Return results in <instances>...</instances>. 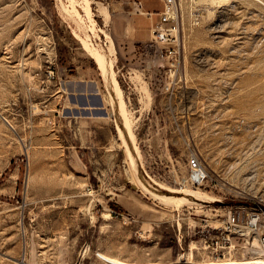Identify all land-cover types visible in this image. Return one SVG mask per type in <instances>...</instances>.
Listing matches in <instances>:
<instances>
[{
  "label": "rangeland",
  "instance_id": "1",
  "mask_svg": "<svg viewBox=\"0 0 264 264\" xmlns=\"http://www.w3.org/2000/svg\"><path fill=\"white\" fill-rule=\"evenodd\" d=\"M111 1L0 0V264L264 259L223 232L233 208L264 211V0H180L169 55L162 0H139L144 41L136 0ZM194 155L202 187L186 183Z\"/></svg>",
  "mask_w": 264,
  "mask_h": 264
},
{
  "label": "built area",
  "instance_id": "2",
  "mask_svg": "<svg viewBox=\"0 0 264 264\" xmlns=\"http://www.w3.org/2000/svg\"><path fill=\"white\" fill-rule=\"evenodd\" d=\"M163 10L158 12L159 21L156 24L153 35L155 40H160L171 46L165 49V54L176 53L175 47L179 49V34L181 31V4L180 0H162ZM132 11L138 15L153 16L154 13L144 11L143 3L139 0L130 3ZM198 22V20H196ZM174 44V45H173ZM173 51V52H172ZM161 54L164 56L163 50ZM189 177L186 183L193 187H202L208 181L206 167L198 156L194 155L188 160ZM223 232L226 239L238 236L240 240L248 244L249 249L258 248L259 253L264 256V211L245 206L235 207L229 211ZM257 242V246L254 243Z\"/></svg>",
  "mask_w": 264,
  "mask_h": 264
},
{
  "label": "bare ground",
  "instance_id": "3",
  "mask_svg": "<svg viewBox=\"0 0 264 264\" xmlns=\"http://www.w3.org/2000/svg\"><path fill=\"white\" fill-rule=\"evenodd\" d=\"M87 1L88 0H86V2ZM211 1L213 3L214 2L215 3L216 2L222 3V2H229L230 0H211ZM86 9H87L88 14L91 15L90 7H89V4L88 3H87V6H86ZM100 10H101L100 13H102V16H105L106 18H108L110 16L109 13H108V11L106 10V8L104 9V7L103 8L101 7ZM109 54L111 56H114L116 54V49H115L114 43L112 41H111L110 53ZM99 62H100L99 65L103 69H106L104 61L102 59H100ZM106 72H107V70H106ZM115 90H116V96L118 98V104H119V107H120L121 114L125 118V122H126L125 123V126H126L127 135L130 138V140L133 141V143H134L135 142V134H134L133 128H132V121L129 118L127 106H126V103L124 101L123 91L121 90V88H120V86L118 84H116ZM133 168H134V165H133ZM134 170H135V168H134ZM145 185L142 184V186L145 189H148ZM235 191H237V190H235ZM171 192L173 194H180V192H178V191H173L172 190ZM235 193H239V192H235ZM188 195L191 196V197H198V198H203V196H204L202 193H200L198 191H195V192L194 191H190V193H188ZM158 197L164 203H166L168 205H175L177 207H180V206H182V204L189 203V202H191V203H198V201H196V200H188L187 198L177 197V196H174V195H169V196L159 195ZM106 218H108V216H106ZM256 244H257V242L254 243V245H256ZM245 248L248 250V252H251V249H249L248 247H245ZM260 256L262 257V255H260ZM98 257L103 262H105L106 264H264V259H262V258H256V259L245 260V261H237V260L231 259L229 261H219V260L212 261V260H209V261H198V262L197 261L196 262H194V261H191V262H183V260H182L180 262H175V263H163V262L135 263V262H128V261L121 260L118 257H114V256L108 255L106 253H100L98 255Z\"/></svg>",
  "mask_w": 264,
  "mask_h": 264
},
{
  "label": "crops",
  "instance_id": "4",
  "mask_svg": "<svg viewBox=\"0 0 264 264\" xmlns=\"http://www.w3.org/2000/svg\"><path fill=\"white\" fill-rule=\"evenodd\" d=\"M126 1L127 0H112L111 4H112V6L115 7L116 10H120V9H122L121 4H123V2H126ZM143 6H144V4H143ZM144 9L146 10L145 7H144ZM147 11L154 13L153 10H151V11L147 10ZM159 11H157V12H159ZM153 24H155L154 18L149 19V18L140 17L138 15V17L132 19V22L130 23L129 27H130L131 33L135 39H138V41H144L150 37V32H151L150 28L152 27Z\"/></svg>",
  "mask_w": 264,
  "mask_h": 264
}]
</instances>
